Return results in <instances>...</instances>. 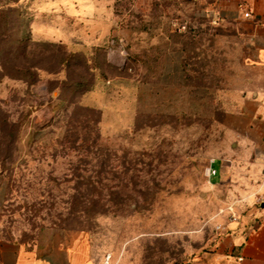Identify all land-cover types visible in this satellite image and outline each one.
Segmentation results:
<instances>
[{"label":"rangeland","instance_id":"rangeland-1","mask_svg":"<svg viewBox=\"0 0 264 264\" xmlns=\"http://www.w3.org/2000/svg\"><path fill=\"white\" fill-rule=\"evenodd\" d=\"M10 6L14 78H1L0 116L19 132L12 163L0 160V237L42 249L84 240L112 264H188L235 197L208 169L229 157L226 126L244 87L236 28L191 0ZM92 128L89 150L69 136Z\"/></svg>","mask_w":264,"mask_h":264},{"label":"crops","instance_id":"crops-1","mask_svg":"<svg viewBox=\"0 0 264 264\" xmlns=\"http://www.w3.org/2000/svg\"><path fill=\"white\" fill-rule=\"evenodd\" d=\"M199 16L217 25L236 28L245 46V78L239 109L226 126L229 157L214 158L211 185L235 196L239 221L220 218L210 246L188 264H264V0H191ZM249 11V16L245 12ZM220 162L218 168L214 166ZM216 176V182L211 178ZM84 240L52 248L26 246L0 237V264H103Z\"/></svg>","mask_w":264,"mask_h":264},{"label":"trees","instance_id":"trees-1","mask_svg":"<svg viewBox=\"0 0 264 264\" xmlns=\"http://www.w3.org/2000/svg\"><path fill=\"white\" fill-rule=\"evenodd\" d=\"M17 0H4V2H2L0 4V82L2 81V77L5 76H11V74L8 72L7 70V66H6V59L5 57H7V52H6V44L8 42V23H7V16L9 14V12L11 11V6L10 4L12 2H16ZM15 66L12 67V69ZM31 67H33V65H26L25 64V72H24V76L25 75H31L33 77V75H35L32 71H31ZM28 83H34L33 81H30ZM79 106H83L80 101L77 103ZM84 107V106H83ZM93 108L90 107H86L85 106V120L86 122L89 121H94L93 119ZM99 122V121H98ZM45 127V126H43ZM85 127H88L87 124H85ZM38 130L34 132L33 134V139H36V134L37 132L41 131V129H43L42 127H38ZM18 132H19V125H17L16 122H13L9 119V117L5 114H2V117L0 116V160L2 159V163L1 165L4 166L6 164L5 159L10 158V162L12 163V155L13 153L16 151V146L15 143L17 142L18 139ZM72 133V132H71ZM93 135V137H92ZM69 136H72L73 138H76L77 141H84L85 142V148L87 150H89L90 148L96 146L95 144H97V141L99 139V133L97 131V129H88V131H85V136L83 134H77L76 132L70 134ZM31 137V139H32ZM67 139V137H66ZM70 144L72 143L71 141ZM71 148H75V146H71Z\"/></svg>","mask_w":264,"mask_h":264},{"label":"built area","instance_id":"built-area-1","mask_svg":"<svg viewBox=\"0 0 264 264\" xmlns=\"http://www.w3.org/2000/svg\"><path fill=\"white\" fill-rule=\"evenodd\" d=\"M250 12L246 11L245 16H249ZM214 162V158L211 159L210 166H209V176L215 174L216 170L212 167V163ZM253 202L257 205H260L264 202V195L263 194H256L253 197ZM227 211L229 212V221H239L240 214L236 211V203L232 202L230 205L227 206ZM223 226L220 224L218 225V229H222ZM103 264H112V254L107 253L104 255Z\"/></svg>","mask_w":264,"mask_h":264},{"label":"bare ground","instance_id":"bare-ground-1","mask_svg":"<svg viewBox=\"0 0 264 264\" xmlns=\"http://www.w3.org/2000/svg\"><path fill=\"white\" fill-rule=\"evenodd\" d=\"M208 172H209V169H208Z\"/></svg>","mask_w":264,"mask_h":264}]
</instances>
